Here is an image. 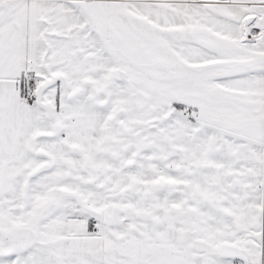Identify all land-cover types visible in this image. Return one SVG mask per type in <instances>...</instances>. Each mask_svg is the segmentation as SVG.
I'll list each match as a JSON object with an SVG mask.
<instances>
[{
  "label": "snow or ice",
  "instance_id": "snow-or-ice-1",
  "mask_svg": "<svg viewBox=\"0 0 264 264\" xmlns=\"http://www.w3.org/2000/svg\"><path fill=\"white\" fill-rule=\"evenodd\" d=\"M0 264H264V0H0Z\"/></svg>",
  "mask_w": 264,
  "mask_h": 264
}]
</instances>
